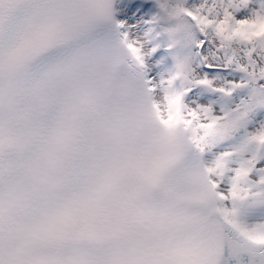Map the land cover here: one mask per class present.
<instances>
[{
    "label": "snow or ice",
    "instance_id": "1",
    "mask_svg": "<svg viewBox=\"0 0 264 264\" xmlns=\"http://www.w3.org/2000/svg\"><path fill=\"white\" fill-rule=\"evenodd\" d=\"M0 264H264V0H0Z\"/></svg>",
    "mask_w": 264,
    "mask_h": 264
},
{
    "label": "bare ground",
    "instance_id": "2",
    "mask_svg": "<svg viewBox=\"0 0 264 264\" xmlns=\"http://www.w3.org/2000/svg\"><path fill=\"white\" fill-rule=\"evenodd\" d=\"M104 35H108V38H109V41H107V40H104V42L107 44V45H109L110 46V44L114 41V39H115V37H114V35H112V34H110V33H104ZM111 38V39H110Z\"/></svg>",
    "mask_w": 264,
    "mask_h": 264
},
{
    "label": "clouds",
    "instance_id": "3",
    "mask_svg": "<svg viewBox=\"0 0 264 264\" xmlns=\"http://www.w3.org/2000/svg\"><path fill=\"white\" fill-rule=\"evenodd\" d=\"M104 53H100V55H103ZM123 71V69L122 68H117V69H115V75L117 76V77H119V75H120V73Z\"/></svg>",
    "mask_w": 264,
    "mask_h": 264
}]
</instances>
